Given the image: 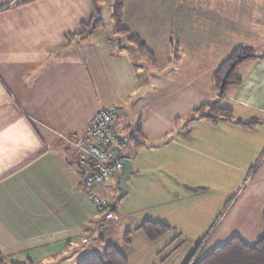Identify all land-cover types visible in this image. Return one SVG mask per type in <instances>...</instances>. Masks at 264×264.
Masks as SVG:
<instances>
[{
  "label": "crops",
  "instance_id": "0c3cea01",
  "mask_svg": "<svg viewBox=\"0 0 264 264\" xmlns=\"http://www.w3.org/2000/svg\"><path fill=\"white\" fill-rule=\"evenodd\" d=\"M18 1L0 0V264H77L109 243L127 264H166L187 242L205 239L196 258L233 235L252 244L263 226L264 56L242 62L241 82L217 95L213 72L245 36L224 22L218 2L188 0V12L163 30L131 8L172 2L178 10L179 0H123L126 28L152 63L115 29L118 43L96 38L101 0ZM93 16L102 25L80 34ZM110 104L133 139L123 191L122 172L97 189L117 197L118 218L105 221L68 136ZM208 105L231 110V120L200 117ZM145 220L171 230L149 241L137 229Z\"/></svg>",
  "mask_w": 264,
  "mask_h": 264
},
{
  "label": "trees",
  "instance_id": "16d2710c",
  "mask_svg": "<svg viewBox=\"0 0 264 264\" xmlns=\"http://www.w3.org/2000/svg\"><path fill=\"white\" fill-rule=\"evenodd\" d=\"M33 0H19L16 4L20 5ZM96 0H94V5H96ZM96 10V7H95ZM112 17L114 20V28L117 33L127 34V38L136 44L137 51L141 57L153 62V55L146 45L140 41L137 35L129 33V30L123 26V0H113L112 2ZM102 25L99 17L93 16L90 18L87 24L81 25V33H89L90 30L95 29ZM84 35V36H86ZM263 57L264 54L257 55L247 46H236L234 47L225 60L217 67L213 72V79L215 80L216 87L219 86L225 78V83L223 86L224 95L226 89L230 86L238 85L241 79L237 75L238 66L249 59L256 57ZM207 109L204 112V109ZM200 113V117H205L208 120L216 121L217 119H227L231 120L232 113L231 110L227 108H222L218 106H202L196 110ZM257 121L242 122L237 121V123L251 126ZM133 138L131 137L130 141ZM263 226L261 233L258 238L252 243L247 244L242 239L237 236H231L225 243L213 248L211 251L196 258V252L202 245L201 240L195 247V249L188 256L184 264H264V210L262 212ZM141 230L149 241H155L162 235L171 230V227L160 221L145 220L137 228ZM128 232L125 233L124 241H128ZM77 264H127V261L123 255L119 252L115 244H107L104 251L101 254L89 255L80 259Z\"/></svg>",
  "mask_w": 264,
  "mask_h": 264
},
{
  "label": "built area",
  "instance_id": "2783aa9c",
  "mask_svg": "<svg viewBox=\"0 0 264 264\" xmlns=\"http://www.w3.org/2000/svg\"><path fill=\"white\" fill-rule=\"evenodd\" d=\"M118 109L114 104L101 106L93 114L81 135L71 134L76 162L82 169V186L98 210L99 220L118 216L114 202L99 196L97 189L123 170L124 149L131 136L119 131Z\"/></svg>",
  "mask_w": 264,
  "mask_h": 264
},
{
  "label": "rangeland",
  "instance_id": "374dc122",
  "mask_svg": "<svg viewBox=\"0 0 264 264\" xmlns=\"http://www.w3.org/2000/svg\"><path fill=\"white\" fill-rule=\"evenodd\" d=\"M112 2L113 0H101L99 6L100 7L99 16L102 19L103 27L102 29H100L99 31L100 33H97L98 35L96 36V38L102 40L104 44L106 43V45L108 44L110 45L112 44V42H117L118 40L122 39L121 35H124L127 38V34L125 33H119L121 35L116 34L117 37H115L112 33V29H115L114 20L112 17V10H111ZM215 2H218L216 8L217 7L221 8L222 9L221 12H223L224 10V16L226 19L224 20V22L227 23L228 27H231L236 31L239 30L241 33L245 34V36L241 37V40L243 39L242 41H240L241 44L237 46H247V48H250L257 55L264 54V0H217V1L213 0V3ZM178 5H179L178 10L175 9L176 6L173 5L172 2H169V5H164V6L158 5L156 6L155 10H152L154 5L146 6L145 3H143L142 8H137V9L131 8L133 12L130 13L129 15H133V14L140 16L142 15L144 19H149V18L151 19L152 17L156 16L158 19L161 20L158 19H152V20L156 21L157 25L164 30L166 27V23L169 25L171 24L173 20L172 17L173 14H176L178 12L180 15L181 14L185 15L188 12L189 9L188 0H179ZM214 5L215 4H212V7ZM129 19L127 20L128 25H132L139 31L142 30L138 24H135L133 19L131 18ZM146 21L147 20H144L142 22L145 23ZM123 26L126 27V22L124 20H123ZM246 35H249L247 36V38L249 37V39L246 38ZM242 42H244V44ZM246 43H250V45ZM131 46L134 49L136 48V44L133 42L131 43ZM173 46H174L173 50L175 51L174 54H177L176 53L177 47L175 44H173ZM152 55H153V62H155L154 54L152 53ZM174 58L176 59L177 55H175ZM229 198L232 200L233 195L231 197L229 196ZM109 199L111 203L112 202L115 203L117 197L111 196ZM195 245L196 244L191 246L189 242L181 245V247L178 249L179 253L177 254V256L180 255V252H183V249H187L189 247H192L191 249L193 248L195 249L196 247ZM177 256L175 255L173 258H169L166 264H175V260ZM185 261L186 260H184L182 264H184Z\"/></svg>",
  "mask_w": 264,
  "mask_h": 264
},
{
  "label": "water",
  "instance_id": "95a60500",
  "mask_svg": "<svg viewBox=\"0 0 264 264\" xmlns=\"http://www.w3.org/2000/svg\"><path fill=\"white\" fill-rule=\"evenodd\" d=\"M224 83H225V78H223L220 86H219V89H218V92H217V95L221 96L222 93H223V86H224ZM131 169V162L128 158H124L123 159V170H122V178H121V181H120V189L121 191H123L124 187H125V180L129 174V171Z\"/></svg>",
  "mask_w": 264,
  "mask_h": 264
}]
</instances>
